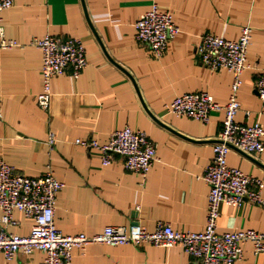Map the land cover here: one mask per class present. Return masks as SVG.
I'll list each match as a JSON object with an SVG mask.
<instances>
[{
	"label": "crops",
	"instance_id": "1",
	"mask_svg": "<svg viewBox=\"0 0 264 264\" xmlns=\"http://www.w3.org/2000/svg\"><path fill=\"white\" fill-rule=\"evenodd\" d=\"M155 4L170 12L180 28L161 59L136 39V22ZM246 25L253 28L250 68L242 77L236 122L264 128V102L256 88L264 73V0H17L0 13L7 39L26 45L46 35L79 39L88 67L79 78L67 70L52 80L51 106L45 111L37 103L43 91L41 51L29 45L0 51V159L29 178L43 176L51 165L65 184L55 211L56 227L65 235H96L107 226L132 223L153 232L159 221L183 232L202 231L210 191L203 175L212 163L225 111L213 112L210 122L202 124L170 114L166 106L179 96L202 92L223 107L228 104L233 75L203 67L196 47L205 34L235 41ZM126 126L146 133L155 145L158 161L146 179L127 171L120 157L103 167L97 152L75 143L93 139L105 145ZM51 134L56 137L52 147ZM228 165L264 182V153L254 158L232 150ZM13 219L10 233H31L33 219L19 211ZM235 230L264 233V208L221 205L218 232ZM243 252L234 264H264V256H255L251 244ZM44 262L42 252L19 253L12 260L0 253V264ZM72 264L195 260L178 246L91 245L84 253L75 250Z\"/></svg>",
	"mask_w": 264,
	"mask_h": 264
},
{
	"label": "built area",
	"instance_id": "2",
	"mask_svg": "<svg viewBox=\"0 0 264 264\" xmlns=\"http://www.w3.org/2000/svg\"><path fill=\"white\" fill-rule=\"evenodd\" d=\"M17 0H0V13L14 7ZM136 39L156 58L161 59L171 43L180 33V28L170 12L161 11L157 4L140 17L135 24ZM253 28L246 25L240 37L227 40L220 36L205 34L196 47L199 63L212 72L226 70L233 75L231 96L224 107L207 92L188 93L177 97L166 106L170 114L208 124L211 114L224 110L225 119L218 142L213 146V160L206 168L203 180L209 187V206L205 228L197 232L176 230L170 223L159 221L153 232L146 231L140 224L129 226H107L101 233L87 235H65L57 229L55 211L59 193L65 184L60 181L51 165L46 173L29 178L17 173L4 159H0V253L7 260L17 254L31 256L35 252L45 255L44 264H72L73 252H85L91 245L136 247L151 245L171 249L181 247L195 264H234L243 258V246L251 244L255 256H264V233L255 230L218 232L221 205L240 209L244 204L264 208V182L228 165L232 150L256 158L264 153V128L260 123L252 125L236 122L241 110L238 93L243 74L250 66L248 50L252 41ZM29 46L42 53L41 75L43 91L37 96L41 109L51 106L52 80L71 70L79 78L88 67L84 43L76 38L46 35L35 38ZM5 37L0 27V51L28 46ZM257 93L264 102V73L257 81ZM56 142L54 134L49 136V145ZM76 145L97 152L103 167L112 165L117 157L123 159L127 171L146 179L158 161L154 143L142 131L129 126L115 131L109 143L78 139ZM19 211L33 219L31 233L22 236L10 233L8 228L15 224L13 214Z\"/></svg>",
	"mask_w": 264,
	"mask_h": 264
},
{
	"label": "water",
	"instance_id": "3",
	"mask_svg": "<svg viewBox=\"0 0 264 264\" xmlns=\"http://www.w3.org/2000/svg\"><path fill=\"white\" fill-rule=\"evenodd\" d=\"M92 26V25H91ZM94 30V29H93ZM103 49H104V47H103ZM123 69V68H122ZM125 72H126V74L131 78V80L133 81V83H134V78L132 77V75L128 72V71H126L125 69H123ZM139 92V91H138ZM140 93V92H139ZM153 116V115H152ZM154 117V116H153ZM158 122H160L159 120H157ZM254 160V159H253ZM255 162L256 163H258L259 165H261V163L260 162H258V161H256L255 160Z\"/></svg>",
	"mask_w": 264,
	"mask_h": 264
}]
</instances>
